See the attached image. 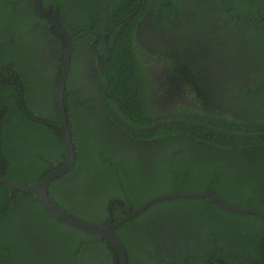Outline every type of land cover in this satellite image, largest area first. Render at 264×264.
I'll return each instance as SVG.
<instances>
[{
	"label": "trees",
	"instance_id": "1",
	"mask_svg": "<svg viewBox=\"0 0 264 264\" xmlns=\"http://www.w3.org/2000/svg\"><path fill=\"white\" fill-rule=\"evenodd\" d=\"M42 1L70 33L87 32L99 38L100 32V41L93 49L105 61V79L99 86L102 98L98 97V113L105 117L97 127L99 139L94 141L92 135L91 142L81 140L79 131L70 126L75 164L49 186V196L61 209L107 224L161 194L214 189L234 206L264 211V0H197L204 12L206 37L217 24L223 25L218 30L222 36L229 32L232 75L227 80L217 77V89L215 85L208 89L204 78L186 62L180 88L196 90L197 96L191 97L197 106L176 108L166 120L151 111L146 93L154 82L148 66L151 58L171 61V53L145 47L147 36L137 32L140 16L129 17L127 12L134 0ZM159 7H167V13L178 10L173 4ZM74 17L79 23L71 30L67 23ZM101 17L106 26L115 29L108 37L103 36ZM49 23L37 13L33 0H0V175L21 184L39 182L66 158L57 97L51 110L53 99L48 89L33 87L23 94L28 111L32 103L33 111L50 115L39 117V121L31 119L19 101L28 87L19 70L28 72L42 65L33 53L35 41L39 43L41 37L28 36L24 29L32 24L49 30ZM196 24L193 20L186 25L188 34H201ZM141 47L146 58L139 52ZM197 60L203 70L201 61L208 59ZM180 61H174L172 68ZM44 72H36L39 86L46 83ZM244 79L247 84H243ZM79 99L83 107L85 103ZM65 104L69 125H74L73 106ZM121 130L126 132L130 148L126 149L117 136ZM85 134L89 135L88 131ZM99 175L102 182L97 185L92 178ZM66 177L64 182L76 185L68 188L62 182ZM106 193L109 196L103 209H85V213L75 209L83 201L101 206L99 201ZM108 207L112 217L104 211ZM171 231L173 234H168ZM115 233L126 247L128 264H221L216 258L255 264L241 263L237 258L248 250L258 262L264 259V218L228 211L208 197L160 200L119 225ZM184 237H189L193 248L200 243L203 251L198 256L169 253L174 242ZM161 240L169 242L163 256H151V243ZM0 264L120 261L109 242L54 218L32 194L0 183Z\"/></svg>",
	"mask_w": 264,
	"mask_h": 264
},
{
	"label": "flooded vegetation",
	"instance_id": "2",
	"mask_svg": "<svg viewBox=\"0 0 264 264\" xmlns=\"http://www.w3.org/2000/svg\"><path fill=\"white\" fill-rule=\"evenodd\" d=\"M168 4L175 5L178 9L177 12L167 13V7H159L160 5ZM43 7L50 9L46 5H43ZM50 10L52 13V9ZM127 12H129V17L138 15L140 16V19H138L140 21V25L137 28V32L139 31L147 36V43L145 46L147 49L156 51L157 53H171V61H166L163 58L157 57L151 58L152 63H150L148 66L149 74L152 78V82L154 83L150 87V91L146 94L152 106L151 111L155 113L156 117L158 114H160L162 116V120H166V116L176 108L180 109L185 106H197L196 102H194L191 97L197 96L196 90H188L185 87L183 89L180 88V86H183L184 82L183 69H185L186 62H188L191 68L195 70V72L200 77L204 78L205 86L208 89L213 85H215L214 89H217V77H221V80H227L229 76L231 77L232 73H230V70L232 71L231 65L233 63V58L231 59V62H229V56L232 54L229 48H233V45L229 42V32H227L229 30H226L227 36H222L220 33H218V30L223 28V25L217 24V28L214 29V31L211 32L212 34H209V37L207 38L204 34L205 30H207V26L204 25L203 21L204 12H202V8L200 7L199 3H197V0H134ZM158 15L160 16V19L157 18ZM193 20L197 21L196 25L201 34H188L186 25L190 24ZM99 22L103 23L102 29H104V37H108L112 31H115L114 28H110L105 25L104 18H99ZM77 23H79V21L74 17L69 21V23H67V25L71 28V30H74V26L77 25ZM158 24H161V26H158ZM62 25L64 26L63 23ZM47 28L49 30H41L35 28L32 24H28L24 29L25 34L28 36L38 35L41 37V41L39 43L35 41L36 51L33 53L37 58V63H42V65H38V69H33L34 71L31 68L28 72L19 70L21 75L23 74V80L26 78L28 81V87L26 90H24V87L20 88L21 92L24 90L19 100L21 103V108L27 111L26 114L31 119L37 121H39V117L41 118L43 116L50 115H43L37 111H33L34 104L32 103L29 104L31 111H28L26 105L23 102V94H27L30 90H32L33 87L48 89V91L51 93L49 97L53 99V103H50L51 106L49 107L52 110L54 108V105L52 107V104H54V97H57L56 84L59 80V60L62 59L60 62V72H62L67 50L65 37L60 33L58 28L52 23H49ZM65 29L67 32H69L66 27ZM83 29L89 30L86 28ZM174 30L175 33L173 32ZM137 32L136 35L138 36L139 32ZM69 34H71L73 49L71 54L70 68L67 74L64 99V103L66 101L69 105L73 106L71 110V122L74 119V125L71 123L69 127L74 126L76 130L79 131L78 137L81 140H87L91 142L90 138L92 135H94V141H98L99 130L97 127L101 125V122H104L103 119L105 117L104 115H100L98 113V110L101 106L98 102V97L99 99L102 98L99 86L105 79V61L103 60V56L98 51L93 49V46L99 43L101 33L98 32L99 38H93L92 34H87V32L85 35H76V31L71 33L69 32ZM201 41L204 42L199 44ZM64 45L65 49L63 52ZM100 48L102 49V47ZM139 52L141 55H143V57L146 58L142 47ZM197 57H206L208 59L207 61H201L204 67L203 70L198 64ZM176 60L181 61L177 68L174 69L172 68V64ZM56 61L58 62L56 63ZM216 64H218V66L213 67ZM41 69H44L45 71L43 78L46 83L43 86H39L35 79L36 72H40ZM228 70L229 72H227ZM246 81L247 79H244L243 84H247L248 82ZM20 85L22 84L20 83ZM170 91L172 92V95H169ZM79 98H82V101L85 103L83 107L80 105ZM114 125L117 128H120V126L117 124L114 123ZM87 131L89 135L85 134ZM117 136L122 139L126 149L130 148L128 138H126V132L121 130ZM141 149H146L145 151L149 152V149L146 147H141ZM117 162L120 163V159H118ZM101 178L102 177L99 175L97 178L92 179L97 185H99V183L102 182ZM66 179H68V177L64 178L62 182H64ZM64 184L68 188L70 185H76L75 182H64ZM87 195L90 196L89 194ZM108 196V193H106V198L99 201L101 206H99L97 203L86 205V201H83L79 204L75 203V209L84 213L86 211L85 209L98 211L101 208L103 209V205ZM104 211H106L109 216H113L110 207H108V210L104 209ZM75 214L78 215L77 213ZM170 233L173 234V231L169 232L168 234ZM182 240L183 241L174 242L175 246H172L173 251L169 253L177 251L179 253L176 254L188 253L193 255V253H195V255L197 254L198 256V254L203 251L200 243L198 246H196V248H193L191 246L192 243L189 237H184ZM166 243L169 244L168 241L165 242L162 240L158 243H151V256H163L162 251L164 248H166ZM230 256L232 255L230 254ZM237 258L241 260V263L243 261H248V263L256 262L255 264H264V259L258 262V257H254L251 250L242 252L240 255L238 254ZM214 260L221 262V264L224 262L225 264H233L231 262L225 261L222 258H216Z\"/></svg>",
	"mask_w": 264,
	"mask_h": 264
},
{
	"label": "water",
	"instance_id": "3",
	"mask_svg": "<svg viewBox=\"0 0 264 264\" xmlns=\"http://www.w3.org/2000/svg\"><path fill=\"white\" fill-rule=\"evenodd\" d=\"M34 5L38 14L49 20L50 23L56 26L60 31V33L64 35L67 45L65 64L63 65V69L56 87L57 103H58V109L60 112V121H61L59 129L64 139V144L66 148V158L60 166L53 169L50 173L44 176L39 182H35L32 184H21L13 179L8 178L5 175H0V183L8 184L20 191L32 194L33 197L38 199L43 209L46 210L49 214H51L54 218L71 225L75 229L84 231L89 235H93L99 239L105 240L110 244H112L114 248L117 250L120 264H128V257L124 243L120 240V238H118V236L115 233L116 228L122 223L129 220L130 218L136 216L138 213L144 211L151 204L156 203L160 200H164L168 198L197 199V198L208 197L214 200L215 202H217L222 208L228 211H232L236 213H244V214H254L264 218V211L252 207L234 206L228 203L219 192L212 189L202 190L194 193L180 192V193L161 194L146 201L145 203L133 209L132 211H129L121 219L117 221L109 222L107 224L94 223L92 221H89L85 218L76 215L73 212H69L61 209L51 199L48 190L52 181L57 177L62 176L66 172L70 171L76 161L74 142L72 139L71 129L68 124V114L66 112V106L64 103L67 74L70 68L71 54L73 48L71 42V34L67 32V30L62 25V22L57 17V15L52 14L50 9L43 7L42 0H34Z\"/></svg>",
	"mask_w": 264,
	"mask_h": 264
}]
</instances>
